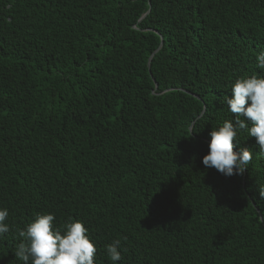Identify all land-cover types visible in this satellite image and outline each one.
<instances>
[{"label": "trees", "instance_id": "16d2710c", "mask_svg": "<svg viewBox=\"0 0 264 264\" xmlns=\"http://www.w3.org/2000/svg\"><path fill=\"white\" fill-rule=\"evenodd\" d=\"M262 52L264 0H0V264L45 214L94 264H264L255 138L242 176L202 163Z\"/></svg>", "mask_w": 264, "mask_h": 264}, {"label": "clouds", "instance_id": "9594fccd", "mask_svg": "<svg viewBox=\"0 0 264 264\" xmlns=\"http://www.w3.org/2000/svg\"><path fill=\"white\" fill-rule=\"evenodd\" d=\"M256 59L257 67L264 69V52ZM230 92L232 98L226 97L224 103L235 117L237 126L234 127L232 121H225L221 127L213 129L208 154L202 160L205 168L215 169L226 177L242 176L253 159L250 150L243 149L239 154L234 151L237 128L247 130L248 136L255 138L261 153H264V78L257 75L238 78ZM259 196L264 199V187L259 189ZM7 217V210H0V236L9 232L5 224ZM54 220L51 214L37 215L25 230L18 231L24 242L16 249V259L23 264H94L97 249L89 240L84 225L69 222L54 230ZM119 245L120 241L116 240L106 247L113 264L121 260Z\"/></svg>", "mask_w": 264, "mask_h": 264}, {"label": "water", "instance_id": "95a60500", "mask_svg": "<svg viewBox=\"0 0 264 264\" xmlns=\"http://www.w3.org/2000/svg\"><path fill=\"white\" fill-rule=\"evenodd\" d=\"M148 12H149V11H148ZM161 45H162V42H161L160 46H161ZM160 46H159V48H160ZM159 48H158V49H159ZM151 57H152V55L150 56V58H151ZM148 66H149V64H148ZM156 87H157V86H156Z\"/></svg>", "mask_w": 264, "mask_h": 264}]
</instances>
